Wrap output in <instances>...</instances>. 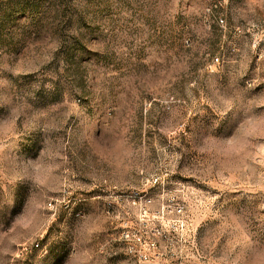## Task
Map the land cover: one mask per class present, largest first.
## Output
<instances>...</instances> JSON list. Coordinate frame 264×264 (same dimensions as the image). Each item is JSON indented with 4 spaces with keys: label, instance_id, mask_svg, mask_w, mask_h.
Returning a JSON list of instances; mask_svg holds the SVG:
<instances>
[{
    "label": "rangeland",
    "instance_id": "rangeland-1",
    "mask_svg": "<svg viewBox=\"0 0 264 264\" xmlns=\"http://www.w3.org/2000/svg\"><path fill=\"white\" fill-rule=\"evenodd\" d=\"M225 1L0 0V264H264V11Z\"/></svg>",
    "mask_w": 264,
    "mask_h": 264
},
{
    "label": "crops",
    "instance_id": "crops-1",
    "mask_svg": "<svg viewBox=\"0 0 264 264\" xmlns=\"http://www.w3.org/2000/svg\"><path fill=\"white\" fill-rule=\"evenodd\" d=\"M227 4L229 3L232 5L233 3H236L237 1L235 0H226L225 1ZM241 9H253L255 11H264V0H243L240 2ZM243 10V11H244ZM251 19H254L252 17H248ZM241 28V29H240ZM240 28L236 29L234 32L237 31H243L246 34H250L251 36L264 33V22H259L258 20H251L248 22H245ZM262 48L264 49V44H262Z\"/></svg>",
    "mask_w": 264,
    "mask_h": 264
},
{
    "label": "built area",
    "instance_id": "built-area-1",
    "mask_svg": "<svg viewBox=\"0 0 264 264\" xmlns=\"http://www.w3.org/2000/svg\"><path fill=\"white\" fill-rule=\"evenodd\" d=\"M218 25L223 29V30H225L226 29V22H225V20L224 19H219L218 21ZM261 46V41H259V40H257L256 38H254V40H253V47H260ZM219 63V58H215L214 60H213V64H218ZM177 212L178 213H182V209H180V208H178L177 209ZM153 246L154 247H156V245L155 244H153ZM164 253H156V258H146V261L147 262H150V263H153V264H158V263H155V261L157 260V259H160V258H163L164 257ZM154 259V260H153ZM160 264H193V263H189V262H187L186 260H184V259H181V260H179V261H177V262H175V263H169L168 261H166V262H163V263H160Z\"/></svg>",
    "mask_w": 264,
    "mask_h": 264
}]
</instances>
